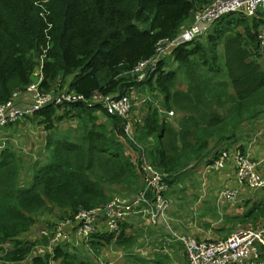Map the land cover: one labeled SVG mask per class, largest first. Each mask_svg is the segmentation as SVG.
Instances as JSON below:
<instances>
[{"label":"trees","instance_id":"trees-1","mask_svg":"<svg viewBox=\"0 0 264 264\" xmlns=\"http://www.w3.org/2000/svg\"><path fill=\"white\" fill-rule=\"evenodd\" d=\"M213 1L0 0V104L37 80L32 75L38 66L44 91L58 81L57 89L68 85L85 98L93 93L119 98L131 86L150 97L140 120L130 119L132 140L124 132L127 120L98 107L50 106L26 117L45 131L63 119H73L79 127L51 140L49 157L39 166L18 165L7 148L1 149L0 264H97L111 244L130 250L132 233L142 232L130 220L120 225L117 236L99 231L80 248L59 244L49 250L53 214L73 220L80 210L104 207L115 195L133 197L111 195L117 189L108 188L137 182L144 189L141 158L163 177L166 197L180 183L205 197L200 174L206 169L216 174L212 166L223 154L245 157V147L236 146L243 132L251 140L257 133L264 136V65L259 61L264 50L257 39L262 13L251 18L222 15L200 38L161 59L147 79L136 83L132 73L139 62L154 56L158 42L176 38ZM156 99L164 113L158 112ZM220 108L223 114L216 111ZM248 201L242 206L248 208ZM242 217L264 218V200ZM41 247L46 251L35 255Z\"/></svg>","mask_w":264,"mask_h":264},{"label":"built area","instance_id":"built-area-1","mask_svg":"<svg viewBox=\"0 0 264 264\" xmlns=\"http://www.w3.org/2000/svg\"><path fill=\"white\" fill-rule=\"evenodd\" d=\"M229 13H240L249 18L262 13L264 17V0H214L210 6L195 15L190 26L181 28L176 38L158 42L152 58L137 64L132 72L136 76V83L142 82L146 74L154 72L159 60L170 56L177 46L200 38L208 30L212 21ZM257 35L260 49L263 51L264 25L259 28ZM36 81L28 84L23 91L13 92L9 100L0 104V130L23 121L26 117H31L50 106L81 104L90 109L98 107L108 116H118L127 120L124 132L132 140L128 118L137 100L133 86L129 88L128 94L119 98L98 93L85 98L71 90L68 85L61 89H57L58 85H56L52 90L44 91L40 85L41 81L39 84ZM144 99L145 102L146 98ZM154 105L159 113H164L157 102ZM166 114L169 117L174 116L173 112ZM226 160L233 163L237 185L221 189L217 195L219 202L238 205L242 201V188L251 191L264 189V180L258 174L256 164L247 156H242L240 152L230 155L223 154V157L218 159L212 168L215 171L222 170ZM139 170L142 172L144 183L142 191L133 197L114 196L104 207L80 210L73 220L60 222L55 227L53 226L48 249L68 242L70 236L75 244L82 242L85 245L99 231L101 234L117 236L120 225L131 218H141L151 226L167 225V213L172 203L164 195L167 185L163 177L143 158L140 160ZM43 234L48 235L47 232ZM174 238L184 246L186 264H264V226L256 229L235 230L225 239L220 240H198L187 236H175Z\"/></svg>","mask_w":264,"mask_h":264},{"label":"crops","instance_id":"crops-1","mask_svg":"<svg viewBox=\"0 0 264 264\" xmlns=\"http://www.w3.org/2000/svg\"><path fill=\"white\" fill-rule=\"evenodd\" d=\"M142 108L143 106L141 107V110ZM10 126L12 125H9L8 127ZM245 127V125L242 126V131L245 130ZM4 135V131L1 130L0 136L4 137ZM241 135L243 136V141L241 143L239 142L236 146L243 145L245 147L244 151L246 152V156L256 164L257 172L264 180V136L261 137L260 133H257L255 138L251 140L249 137H246L247 135L245 132ZM231 164V161H227L225 167L216 174L204 171L203 178H205L206 175H209V179L211 180V185L206 186L208 191L215 190V198L213 201H208V191L206 192V197L201 196L202 193H200L199 190L189 192L185 197V200L182 199L180 202L178 201V203L181 204L179 208L176 205V201L175 205H173L174 208L172 207V210L167 213V225L161 224L151 226L144 220L137 221L135 218H131L130 221L132 225H137V227L138 225H141L142 227V232L139 231L136 234L132 233V236L135 237L133 246L130 250H124L123 248L113 249V244L108 248H103L99 257H105V263L101 262L100 264H112L108 263L109 260H113L114 264H138L137 260L142 259L147 262L146 264H186L184 246L175 240V236H190L191 238H196L198 240H220L225 239L235 230L249 228L256 229L260 226H264L263 217H258L254 221H242L243 213L253 207L254 203L258 204L264 200V189L251 191L247 188H242L243 195L241 202H246L249 199V207H242L235 211L232 206H236V204H226V207L229 206L227 210L228 215L225 217L222 216L225 224L217 230L211 223H209V220H203V218L208 215L213 216V212L216 208L223 205L221 202L218 204V192L225 187H234L237 185L234 167L233 164ZM221 181H223L222 184L220 183ZM251 192L253 193L251 194ZM244 195L247 197H244ZM192 202L195 205H191L190 203ZM188 205H190V207ZM197 205H200L198 206L200 208L199 212L191 215L189 211H194ZM215 212L218 213L217 211ZM200 216H202V218L199 219ZM129 230L130 228H128L126 234H129ZM78 243L80 247L82 245L85 246L82 242ZM81 250L83 251V249ZM88 254L93 257L92 253Z\"/></svg>","mask_w":264,"mask_h":264},{"label":"rangeland","instance_id":"rangeland-1","mask_svg":"<svg viewBox=\"0 0 264 264\" xmlns=\"http://www.w3.org/2000/svg\"><path fill=\"white\" fill-rule=\"evenodd\" d=\"M187 27L188 26H184L182 28H187ZM259 61L261 62V64L264 65L263 58H261ZM159 62H160V60H159ZM169 63L175 69L176 65H174L171 60L169 61ZM167 66H166V69H167ZM157 68H158V64H157ZM157 68H156V70L154 72H152V73H150L148 75L146 74V76L144 77V80L147 79L149 76L153 75L157 71ZM34 71H35V73H33V75H32V80L37 79L36 82H37V84H39L40 81H41V78H40L41 72H40L39 66L36 67L34 69ZM36 75H38V76L36 77ZM180 75H182V74L180 73L179 76ZM66 84H68V82ZM179 84H180V82L178 81V85ZM56 85L59 86L58 81L53 86H56ZM134 90H135V94H137V100H135L134 105H133V109H132L131 114H130V116L128 118L129 122H130V119L132 117H135V116H137V121L140 120V118H141V107L144 106V104H143V102L145 100L144 98H146V100L150 99V97H147V96L144 95L145 93H143V94L140 93L136 89V87H134ZM154 102H157V99ZM99 110L102 111L101 109L98 108V111ZM216 111H218L219 114H223L224 113V109H222V108L216 109ZM102 113H104V112L102 111ZM96 115L98 116V120L101 121L102 124H105V125L108 124V122L102 121L103 117H104L102 114L96 113ZM174 117H175V115L172 116V118H174ZM26 119L27 118H25L23 121H20L18 123L12 124V126H10V127L7 126V127L2 128L1 130L4 131L5 135H4V137L0 136V146H1L0 147V154H1V149L2 148L3 149L7 148L6 151L8 153L12 154V156L16 160L19 161L18 165L22 164L26 168L27 167H31L33 165H38L39 166V165H41V163H44L47 160L46 157H49L48 150H49V147H50V141L51 140L54 141L57 137L59 139H63L65 137L66 132L69 129L72 128L71 130L73 131V129L79 127V124L76 123L75 120H73V119H63L62 121H59V122L56 123V125H55L53 130L45 131V130H43L42 126H39L38 124H36L34 122L31 123L30 120H28V119L26 120ZM130 125H131V122H130ZM72 131H71V133H72ZM131 138H132V136H131ZM51 149H52V144H51V147H50V151H51ZM201 167H203V166L201 165ZM208 171L210 172L209 169L205 170V172H208ZM220 171H215V172H220ZM205 172H202V174H200V178H199L200 182L204 185V187L207 186V183L209 185H211V180L209 179V175H206V177L203 178V174ZM24 173H26V172H24ZM140 182L142 184V181H140ZM127 185H128L129 188H127ZM127 185L110 187V188H108V190L117 189L116 193H112L111 195L119 194V195H126V196H132V195H134L136 193H139L140 191L143 190L141 188V186L138 185L137 182H133V183L129 182ZM179 185L177 187L175 186L174 188L170 189L171 195L169 194L167 196V198L172 203L170 208H169V210H168V212L172 210L171 208L173 207V205H175L176 201H177L176 205L179 208V206L181 204L178 203V201L180 202L182 199L185 200V197L187 196V194L189 192H192V191H190V189H188V187L185 184L183 186H179ZM207 191H208L207 187L204 188L205 197H206V192ZM252 193L253 192H251V194ZM214 198H215L214 193L212 191H208L207 192L208 201H213ZM193 202H195V201H193ZM193 202L190 203V204L191 205H195V204H193ZM242 203H244V201L241 202L240 204L236 205V206H232V208L235 209V211L238 210V209H241L243 207ZM218 204H220V202H218ZM188 206L190 207V205H188ZM198 206H200V205H197L196 209L194 211H192V210L189 211L191 215H194L195 213L197 214L199 212L200 208ZM226 206L227 205L224 204V203H223V205L218 206V208H216L215 211H217L219 214L214 211L213 212L214 213L213 216L212 215H208V216L204 217L203 220H205V219L209 220V223H211L213 225V227H215V229L217 230L218 228H220L222 225L225 224V222L223 221V217L222 216L225 217V216L228 215L227 210H228L229 206L228 207H226ZM178 215H179V213H178ZM53 216L56 217V218H54L52 220V221H54V227L60 222L71 221L68 218L57 219V217L61 216L60 213H55V214H53ZM200 218H202V216H200L199 219ZM135 219L137 221H141L142 220L140 218H135ZM37 232L39 234H41V235H44L43 233H46L47 231L46 230H44V231H41V230L38 231L37 230L36 233ZM52 232H53V230H52ZM52 232L50 234L51 237H52ZM27 236H28L27 238L30 239V238H32L33 235L31 234V235H27ZM63 244H67L70 247H74V246L79 247L80 246L79 243H77V244L74 243V241L72 240L71 236H70L69 241L68 242H64ZM42 251L45 252L46 248L41 247V248L37 249L35 255L43 254V253H41ZM101 262L105 263V257L100 256L97 259V264H100ZM108 263L114 264L113 260H109Z\"/></svg>","mask_w":264,"mask_h":264},{"label":"bare ground","instance_id":"bare-ground-1","mask_svg":"<svg viewBox=\"0 0 264 264\" xmlns=\"http://www.w3.org/2000/svg\"><path fill=\"white\" fill-rule=\"evenodd\" d=\"M167 120V119H166ZM165 122H167V121H165ZM169 124V123H168ZM167 174V173H166ZM190 237V236H189ZM116 238V237H115Z\"/></svg>","mask_w":264,"mask_h":264}]
</instances>
